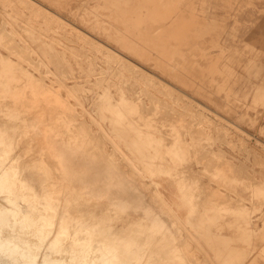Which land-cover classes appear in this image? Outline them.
I'll return each instance as SVG.
<instances>
[{
	"label": "bare ground",
	"instance_id": "obj_1",
	"mask_svg": "<svg viewBox=\"0 0 264 264\" xmlns=\"http://www.w3.org/2000/svg\"><path fill=\"white\" fill-rule=\"evenodd\" d=\"M32 1H34V0H32ZM56 1L58 2V4H59L58 6L60 8H66V6L68 4H70V2H72V4H73V2H76L77 4L79 2V0H56ZM93 1H95V0H93ZM182 1L183 0H99V2L97 4H94L93 6L82 7V9L78 11L79 13L83 12L85 14L86 13L91 14L90 15L91 18L89 20H87L89 22H86L87 25L92 30H94L95 33L98 32V34L102 38L106 39L107 41L114 43L123 52V54L125 53V54H129L131 56L135 55V56H133V57H135V59H136V57L138 58V56L140 55L143 60L147 61V64L149 66H153V68H155V70L157 69L161 73V77H162L161 79L162 80L158 79V77L155 78L152 75L149 76L150 74L148 75V73L145 70H143L141 67H140L141 70H140V68L138 69L137 67H135V70L141 72L143 77L144 76L147 77L146 80H148V81L146 83L148 85L154 86V88H155V91L152 90L153 88L147 89V87H146L145 88L146 90H144V88H143L142 92H145L146 94L149 95L148 96L149 99H146V100L144 99L143 96H139V95L136 97L131 96L127 92L125 87L121 84L117 87V89L115 91H113V92H115L114 94L111 92L112 90L109 89L114 84L109 85L108 86L109 88L105 87L104 82L103 81L101 82V80L98 81L99 80L98 78L96 79V82H94L92 84V90L95 93H97V95L100 94L99 97L96 98L97 100H95V102L99 104L101 114H100V119L95 118L96 120L95 119L92 120L93 118L92 119L90 118L91 124L93 121H95L94 123H96L98 125V131H101L102 135H104L102 137H104L106 141L103 138V141H105V142H103V141L102 142L104 144L99 143V144L103 145L100 148L104 147L103 148V149H105V150H103L104 153L112 154L116 158L117 157H123L129 163V166L131 167L132 174H129V175L126 174L125 175V174H123L124 173L123 172L122 175H125L123 177L121 176V171L119 170V169H123V168H120L121 166H119L121 159H119L120 160L119 164L116 165L115 163H117V162H114V160L117 161L116 158H113V156H111L112 157V158L110 157L111 159L105 160L106 156H105V154L102 153V155L105 156V159H103V161L105 160V166H103L104 164L102 163V160H101L103 157L100 154V152L97 151V148L95 150L97 153L99 152V154L101 155L100 157H102V158H100V159L99 158L95 159V157L98 155L97 154L96 156H94V159L92 160L94 153H91V152H94V149H93V151H91V147L89 148L90 152L88 150H87L88 152H86V150H85L86 146L90 145V142H91L90 139L91 138L88 139L87 142H85L84 139H86L87 136L89 137L90 134L89 135L86 134V136L84 135L86 138L85 137L83 138V132L84 131L81 132V130H79L80 132L75 135V133L77 131L74 128L75 124H74V122H72V120L74 119V121H75V118H73V117H75V113L79 111V109H78V111L75 110L78 107V105H76L78 103L77 102H76V104L74 103L76 105L75 106L76 108L72 107V106H74L72 104V102H71L72 106L69 105V102H67L66 99L62 98L63 97L62 94L64 91V92H67V94L69 96H74V98L76 97L77 99H78V95H75L76 93H75V90L73 88H70L66 85V83H65L66 79H63V78L59 79L60 77L57 78V79H59L58 81L60 82L61 88L58 86L60 88V90L59 89H58L59 91H57V89L54 90L53 88L56 87V85L53 84L54 85L53 88L51 85L54 81V80L52 81L53 78L50 77L51 82H52L51 84L48 85L46 83V85H45L43 83L44 81H46L45 79L39 78V80H37V78H36L37 76L35 77V75L30 74V71L25 70L26 68L23 67V63H21L23 61L20 58V57H22V55H20V52H22V50H18L19 51L18 53L20 55V57L18 56V58H20V60L16 61V63L13 62L14 60L9 57V55L13 54L12 52H10L11 54L9 53V55L7 53L8 56L4 55L6 57H4L2 53H0V94H1L0 97H3L5 92H8V93L10 92V94H11V92H14L12 95L14 96V94H17V96H19L22 101L19 98H16V99L20 100V102L23 103L24 107L27 105V103H29L28 99L33 98V101L30 100V102H32V103H30V104H32V106L29 105L30 107L28 106L29 109H26V111L24 110V107H22L23 108L22 109L20 106H19L20 107L19 109H22V110H18L16 108H14L15 110L13 109V111H10L11 109H8L10 107L9 105H8L9 106L8 108L6 107L7 111L9 110L8 113L6 112V110H4V111L0 110V112L3 111L2 112L3 114L7 113L6 115L10 116L12 122L22 123V125H20V126H17L18 124L17 125L12 124L13 126H8L4 121L6 118H4V120H2V118L0 117V195H3V199L7 202V205L0 202V264H9V263L10 264H90L91 263L90 261L92 258L94 259V262H93L94 264H192V263H189L190 262L189 260H187L186 255L188 256V254L185 255V254L180 253L179 245L181 243L179 244L177 242L179 244V245L177 244L178 247L176 245L175 246L173 245V242L175 240L174 239L175 233H177L178 236H182L184 234V232L182 230H179V229H178L179 231L167 230L166 228L168 225L165 222L166 216L163 218L162 214H159L158 217L157 216L154 217L151 214L152 217H154V218H152L151 215H148L149 217H146V218H150V219H152V221L141 220V221L131 223L127 229H117L116 225L114 223V219L112 218L114 214L112 215L111 212L108 214L106 213V215H104L102 217H98V215L95 212L88 211L87 213H85L82 209V207L85 205V202H88V201H89V203L92 201L93 202L95 201V203L97 205L109 204V205H111V207L113 206L115 208H119L121 210V211L120 210L119 211L122 212V214L128 212L133 207L135 208L137 206H140L142 208L144 205L147 206V201L149 199L146 200L147 198L146 199L144 198L146 196L145 191H144V193L142 192V194H145V196L143 195V198L146 200V202L144 199H142V195H140V192H136V191H139V190H137L139 187L137 184L134 185V190L136 189L135 186L137 185L136 186L137 189L135 190V195L137 193V196L133 197L132 196L133 194L131 195V191L128 189L129 188L128 185H130V183H131V185L133 187L134 183H132V181L131 182L127 181L128 183L126 182L127 183V185H126L125 184L126 180L123 183L122 179L119 180V178H118V180H117V176L120 174V176L122 178H124L128 175L127 177L129 178V181L132 180L134 177H136L137 180H139V177L143 179V177L145 178V176H146V175L143 176V174H145V173H142L143 167H146L148 169L151 166L152 167L156 166L158 168V172H157L156 168H154V167L151 169V170H154V169L156 170L157 178L151 177L153 179L151 184H153L155 186V189L152 188L153 194H151V193L150 194L152 196L155 195V197H157L158 199H161L160 201L162 202L161 204L163 205V207L160 209V213H166V214L171 213V215H173L177 219V221L179 222L180 219L184 218L181 214V211L183 209L188 208V211H190V213H191V211L194 210L192 208L193 203H192V201L189 200L191 197L190 198L187 197L188 195H190V193H189L190 187L188 188V186H186L187 184H185V183H187L188 180H184L182 183V180H180L181 177L179 178V176H180V173H182V174L189 173L188 171H190V172L193 171L192 173H194V171H196V168L191 164L189 167L190 170L187 169L188 171L185 170V168L178 170L177 169L179 167L178 164L176 165L177 168L173 167L174 165L171 164L172 160L170 158H167V155H166V153L169 151L167 149H165L166 143H164L165 138H163V134L165 132L163 133L162 131H163V129L165 130V128H162L160 126L162 128V130H161L160 128L157 127V125H155V123L157 122L156 118H152L153 120L155 119L154 121H156V122L153 121L154 123L152 122V120H149L150 117L149 118L147 117L148 119H146V122L141 121V120H144L146 116L144 117V119L142 118L140 120V118L142 117L141 113H142V111H144L147 108V103L149 101H151L154 104V100H158V102H159V101H161L160 99H162L161 97H160V99L157 98L155 95H154L155 96L154 97L153 93H155V94L158 93V94H163V95L170 93L169 91H165V89L168 90V88H169L167 86L168 85L167 82H165V81H171V82H176L179 84H184L187 88L189 87L188 88L189 90H191L197 94H202V93L205 94V92H208V90H207L208 76L210 75L211 72H213V70H215V71L217 70V69H213V67H211L210 70L211 69H213V70H211L208 73L209 75H206V73H204V71H202L201 68L199 70L197 69L193 60H189L183 55L179 45L180 44H187L189 42V40H190L189 38H191V36L193 35V33H192L193 30L191 28L192 25H190L189 23H186L185 11L187 10V8L185 5H187V4L183 3ZM5 2H6V0H5ZM17 2H18V0H17ZM50 3H51V1H50ZM21 4H22V2H21ZM191 4H189V5H191ZM90 5H92V4H90ZM42 7H44V6L42 5ZM70 8H72V7H70ZM90 10H91V12H90ZM40 13H43V12H40ZM188 13H191L190 10ZM45 14H47V13H45ZM80 14L82 15V13H80ZM74 15H77V14H74ZM81 15H78V16H81ZM45 17H46V15H45ZM45 17H44V19H46ZM92 17H95L96 19L94 18L95 20H92L93 19ZM74 18H76V17H74ZM82 20L85 21L84 18ZM47 21H48V19H47ZM45 22H46V20H45ZM63 24H64V22H63ZM59 26H60V24H59ZM66 26H68V24ZM70 26H72V25H70ZM88 26H87V28H88ZM2 28H4V27H2ZM4 29H7V28H4ZM79 31H81V30H79ZM6 32L9 33V31H6ZM81 32L84 33L85 31L84 32L81 31ZM87 32H90V31H87ZM8 33H6V34H8ZM98 34L96 37H98ZM16 35L17 34L12 35V39L14 42H18L19 40L23 41V39H21V38L20 39L16 38ZM41 36L38 35L36 37L38 40H40V39H42ZM100 36H99V38H100ZM91 39H89V41ZM86 41H88V39ZM5 43H7V41ZM20 44H22V43L21 42L19 43V47L11 46V49H8V52H9V50H13V49L16 50V49L20 48ZM7 45H10V44H7ZM101 45H102V43H101ZM58 46H60V45H58ZM23 47L26 49L28 48L27 44L24 46H21L22 49H23ZM30 49H31V51H34L36 53V55H38L37 57H35V59H38V65L40 67H42L43 65L45 66L46 62H44L42 60V57L39 55V52L35 49H32V48H30ZM107 50H108V48H107ZM42 51L44 53L45 58L50 61V58H49V55L47 54V52L45 50H42ZM15 53H14V55H17V52H15ZM118 53H119V51H118ZM132 53H134V54H132ZM29 55L31 56V54H29ZM136 55H138V56H136ZM109 57H111V56H109ZM117 57H118V55H117ZM117 57H115V58H117ZM184 57L186 59H184ZM105 59H106V57H105ZM122 60H123V58H122ZM113 61H114V59H113ZM116 61H118V60H116ZM138 61H139V58H138ZM145 61L143 63L145 64V66H147ZM35 62H37V61H35ZM112 62H109L108 65H110V63H112ZM120 62H121V60H120ZM128 62L130 63V61H128ZM135 62H136V60H135ZM215 63H212V64L215 65ZM34 65H33V67H34ZM121 66L122 65H120L119 67H121ZM210 66H211V64H210ZM30 67H32V66H30ZM214 67L216 68L217 66H214ZM36 68H38V67H36ZM129 68H130V66H129ZM133 68H134V66H133ZM124 69L125 68H123V70ZM127 69H126V71H128ZM45 70H47L46 72H48V69H45ZM207 70L205 68V72ZM37 71H38V69H37ZM49 71H50V68H49ZM42 72L43 71H41V73L39 72L40 75L42 74ZM46 72H43V74H45ZM48 74H52V73L49 72ZM48 74L46 75V77L48 76ZM52 75H54V73ZM129 75H130V73H129ZM198 75L202 76L200 85L197 84V76ZM46 77H44V78H46ZM102 79L106 80L107 78H102ZM127 80H128V78H127ZM59 82L58 83L56 82V83L59 84ZM50 85H51V88L48 87ZM177 87H178V85H177ZM115 88H116V86H115ZM102 90L103 91L105 90V93H103ZM214 91H215V89H214ZM31 95H32V97H30ZM206 95H207V93H206ZM15 96H14V98H15ZM166 96H168V95H166ZM166 96H164V97H166ZM187 97H188V95H187ZM6 98L7 97L4 96V99H6ZM74 98H73V101L76 100V98H75V100H74ZM6 100L8 101L9 99L7 98ZM6 100H5V103H6L5 105H7L11 101L10 100V101L6 102ZM43 100H45V101L48 100L50 103H53V106H55V105L58 106L59 108L58 107L57 108H58V110L60 109V111L58 113L56 111V113L54 115L50 116V112L53 110H56V107L53 110L50 109L51 111L48 113V115L50 117L46 118L47 116L45 117V115H47V114H45V113H47L48 111L45 112L46 109H44L43 108L44 106H42V105H46L43 102ZM78 100H80V99H78ZM164 100L166 101L167 99L164 98ZM169 100H170V98H169ZM80 101H82V100H80ZM12 102H14V101H11L10 103H12ZM17 102L18 101L16 100L15 103L19 104ZM81 103L82 102H80L79 106L83 105ZM187 103H186V108L188 105ZM221 103H222V101H221ZM160 104L161 103L159 102V105H158L159 107H160ZM165 104H167V103H165ZM179 104H182V103H179ZM179 104H177V106H179ZM0 105H2V107L0 106V108H3V109L5 108V105L3 107V102H0ZM20 105L22 106V104H20ZM53 106H52V108H53ZM148 106L151 107V105H148ZM161 106H162V104H161ZM166 106H168V105H166ZM12 107H13V105H12ZM31 107H34V108H32L34 110H32ZM35 107H36V109L41 108V110L37 111L38 112L37 114L41 115V116L39 118L38 117L32 118L33 114L31 113L32 114L31 118H28L29 113L26 115V113L28 112L27 110H29V112L31 110L36 111ZM179 107H181V109H182L180 111L183 112L184 107L183 108H182V106H179ZM49 108H50V105H49ZM80 108H82V107H80ZM205 108H206V106H205ZM85 110L87 111V109H85ZM155 110L156 111L154 113H152V111H151V113L154 115L156 113H159V112H157V110H159V109H155ZM161 110L162 109L160 107V111ZM170 110L168 109L166 111H170ZM173 110H175V107ZM177 110H179V108ZM163 111L164 110H162V113H163ZM166 111H165V113H167ZM190 112H189V114H190ZM90 113H91V111H90ZM90 113H88V114L90 115ZM151 113H149L150 116H151ZM172 113H175V111ZM177 113H178V111L175 114H177ZM186 113H183V115ZM191 113H193V112H191ZM194 113H195V111H194ZM136 114H138V115H136ZM179 114H182V113H179ZM143 115H144V113H143ZM145 115H147V114L145 113ZM183 115H181V117H183ZM200 115L202 116L203 114H200ZM5 116H3V117H5ZM77 116H78V114H77ZM92 116H94V115L92 114ZM159 116H161L160 113H159ZM162 116H164V115H162ZM166 116H167V114H166ZM166 116H165V118H166ZM193 116H194V114H193ZM207 116H209V115H207ZM69 117H71V118L69 119ZM83 117L84 116H82V118ZM170 117L171 116L169 115V118ZM194 117H196V116H194ZM194 117H193V119H194ZM161 118L162 117H160V119ZM165 118L163 117V119H165ZM169 118L167 121H169ZM171 118L174 119V116ZM184 118L186 119V117L184 116L182 118V120ZM197 118H198V116H197ZM207 118H209V117H207ZM84 119H85V122L88 120L86 118H84ZM176 119L177 118H175V121H176ZM201 119H204V117ZM212 119H215V118H212ZM182 120L180 119V123L184 124L185 121L183 120V122H184L183 123ZM195 120H196V118H195ZM226 120H227V118H226ZM6 121H7V119H6ZM167 121H163V122L166 124L171 123V121H170V123L169 122L167 123ZM186 121L188 122V119ZM203 121H205V120H203ZM189 122H190V120H189ZM211 122H212V120H211ZM227 122L230 123L229 121H227ZM75 123H77V122H75ZM89 123H87V124H89ZM162 123H161V125H162ZM177 123H179V122H177ZM199 123L201 124V122H199ZM203 123H206V122H203ZM203 123L201 125H203ZM83 124H85V123H83ZM176 124H175V127H176ZM186 124L188 125V123H186ZM200 124H198V125L201 126ZM205 125H204V127H205ZM215 125H216V123L212 126H215ZM220 125H222V124H220ZM92 126H93V124H92ZM207 126H209V125H207ZM166 127H167V125H166ZM169 127L171 128V126L168 125L167 128H169ZM183 127L184 126H182L181 128H183ZM202 127H201V130H202ZM210 127H211V125L209 126V128ZM90 128L92 129V127H90ZM216 128H218V127H216ZM223 128L225 131H227L225 127H223ZM108 129L114 130V132L116 133V136H117L116 140H114L110 136ZM178 129H180V128H178ZM204 129H207V127ZM238 129L240 130V128H238ZM85 130H86V128H85ZM185 130L187 131V129H185ZM212 130H214V128ZM88 131L89 130H87V132ZM181 131H179V132H181ZM188 131H191V130L188 129ZM200 131H199V133H200ZM206 131H205L204 135L207 136L209 134V132H207L208 134H206ZM221 131L222 130L220 129L219 133H221ZM225 131H224V133H225ZM70 132H71L70 137H68V133H70ZM167 132H170V131L168 130ZM195 132H193L194 135H195ZM170 133L167 135L169 136ZM175 133H177V132H175ZM59 134H62V137L61 138L59 137L60 139L57 140L58 138H55V136H57ZM97 134L95 136V132H94V134H93L94 138L95 137L97 138ZM201 134H202L201 137L203 138V133H200V135ZM175 135H174V137H175ZM180 135H179V137H180ZM210 135H211V133H210ZM99 136L101 137V133ZM235 136H236V134H235ZM100 137H99V141H100ZM176 137H178V136H176ZM179 137H178V139L181 138V137L180 138ZM198 137H199V135H198ZM204 138H205V136H204ZM196 139H197V136H196ZM92 140H94V139H92ZM180 140L182 141L183 137ZM92 143H95V142L93 141ZM182 143H183V141H182ZM182 143H180V145H182ZM187 143H189V141ZM187 143H185V145H184L185 148L184 147L182 148L180 145H179V147H180V149H184L183 150L184 152H182V154H185V151H187L186 153L188 156L190 154V153L188 154V150H190V148L188 150H185ZM95 144H97L99 146L98 143H95ZM167 144H166V146L169 147L170 143H169V145H167ZM235 144H237V143H235ZM190 145H189V147H190ZM90 146H92V145H90ZM110 146H113V148H115V149L113 150V148H112V150H109ZM171 146H173V145H171ZM124 147H127L129 151L123 150ZM175 147H176V144H175ZM180 149H177V151ZM248 149H250V148H248ZM240 150L241 149H239V151ZM101 151H102V149H101ZM212 151H211V153H212ZM89 153L93 154V155L89 156L90 160L87 156H85V154H89ZM178 153H179V151L176 152V154H178ZM180 153H181V150H180ZM206 154H208V153H206ZM177 156L179 157V154ZM205 156H207V155H205ZM107 157H108V155H107ZM180 158H181V156H180ZM185 158H187V157H185ZM204 158H203V160H204ZM206 158H208V160L206 159V161H209V157H206ZM175 159L177 162L178 158L175 157ZM214 160H212L211 163ZM92 161L95 162V165L93 164ZM100 162L102 163V166H100V164L99 165L97 164ZM122 162L125 163L124 160ZM181 162H183V161H181ZM202 163H204V162H202ZM141 164L143 165V167H141ZM182 164H184V166L187 167V164L185 165V163H181L179 165H182ZM209 165H211V164H209ZM258 165H260V163ZM262 167H263V165H262ZM146 168H145V170H147ZM179 168H181V167H179ZM199 169H198V171H199ZM201 171H202V169H201ZM152 172H149V173H152ZM154 173H155V171H154ZM120 176H118V177H120ZM147 176H149V175L147 174ZM152 176H155V175L152 174ZM162 176H165L166 178H161ZM187 177H188V179H190L189 175H187L185 178H187ZM191 177H193V176H191ZM182 178H183V175H182ZM185 178H183V179H185ZM196 178H195V180H196ZM142 179H140L139 181H140L141 185H144L143 184L144 180H142ZM197 180H198V178H197ZM117 181H119L120 183ZM135 182H137V181H135ZM117 183H119L118 186H117ZM144 183H147V182H144ZM196 183H194V184H196ZM198 184H201V183L199 182ZM153 185H152V187H153ZM190 185H192V184H190ZM114 186H116V188H114ZM125 187H128L126 189L128 192L130 191L129 192L130 194L129 193L127 194ZM28 188L30 189V193H34L36 195L35 196L36 199L30 197V195H29L30 193L27 191ZM114 189H115V191L118 190L121 194L118 196V194H119L118 193L117 197H115L113 195ZM124 189H125V191H124ZM190 189H192V188H190ZM195 189H196V187L192 189L194 192V195H195ZM208 189H209V187H208ZM134 190H132V191H134ZM149 190H151V189H149ZM187 190H188V192H187ZM125 192L129 196H126ZM197 192H196V194H199ZM116 193L117 192H115V195H116ZM123 193L125 195H123ZM138 194L141 197L138 196ZM196 197H198V195L197 196L195 195V198ZM34 201H35V203H34ZM194 203H195V201H194ZM196 203H197V201H196ZM3 208H7V210H5ZM8 208L10 211H8ZM40 208L43 210L46 208H52L54 210V213L56 214L55 219L52 221H47V220L42 221L39 217ZM107 208H109V207H107ZM110 208H109V210H110ZM147 208L149 209V207H147ZM143 209H145V208H143ZM11 210H12V212H11ZM117 210L118 209H116V214L119 213V212H117ZM140 210L141 209L139 208V211ZM150 210H152V209H150ZM139 211L137 210V213L139 215H141V213H139ZM14 212H16L17 214H15ZM157 212L159 213V211H157ZM12 214L13 215L15 214L14 216H17V215L18 216L13 217V219H12L13 221L11 220L14 227H12L10 229L11 226L9 227V225H12V224H8V220L10 219V216ZM133 215H135V214H133ZM117 216H119V219H120L121 215L117 214ZM189 218H190L189 215H187L185 217V219H186L185 221L188 222ZM150 219H148V220H150ZM22 222L25 223V226H23L22 229H20V225ZM178 222L172 223V226L173 227L177 226ZM168 227H169V229H171L170 225ZM82 230H89L94 234V236H97V237L99 236L100 239L90 241V242H86L83 239H75L72 241V240H67L64 236L67 234H70V235L79 234V232ZM50 236L52 237V239L50 238ZM185 240H183V242H185ZM65 241H66V243H64ZM103 242H106L107 247L103 246ZM227 242L228 241H223L224 244L221 245L222 250L231 251L230 249H228ZM113 247L117 248V250H115V249L111 250L110 249ZM42 248H45L46 250H44L45 252L43 251L44 254H39L40 250ZM187 249H191V243H188ZM231 255L232 254H220V260L222 261L221 263L222 264H244V260L238 261L235 258H231ZM194 261H195V258H194ZM192 262H193V260H192ZM197 263L199 264V262H197V260H196V264ZM194 264H195V262H194Z\"/></svg>",
	"mask_w": 264,
	"mask_h": 264
},
{
	"label": "rangeland",
	"instance_id": "obj_2",
	"mask_svg": "<svg viewBox=\"0 0 264 264\" xmlns=\"http://www.w3.org/2000/svg\"><path fill=\"white\" fill-rule=\"evenodd\" d=\"M8 1L9 0H6V2H5V0H0V25H1L0 26V50H1L0 53H2L4 56V55H7V53L9 55V53L12 52L13 54L10 53L11 55H9V57L11 59H13L14 61L13 60L12 61L15 63H16V61L20 60V58H21L23 61L21 63H23V67L26 68V69L25 68L24 69L30 71V74L35 75V77L37 76L36 77L37 80H39V78L45 79L46 81L43 82L45 85H46V83L48 85L51 84L52 82H51L50 77L53 78L52 81L53 80L54 81L51 84L52 88L54 87V85H56V87H57V88L54 87L53 88L54 90L57 89V91H59L61 88L60 82L58 81L59 79H61V78L66 79V82H65L66 85L70 88H73L75 90V93H76L75 95H78V99L82 100V101H80L76 97H75L76 98V100H75L74 96H69L67 94V92L63 91V94H62L63 97L62 98L66 99L67 102H69V105L72 106V104H73L74 106H72V107H75L76 105H78L77 109H75V110L78 111V109H79V111L76 112L75 117H73V118H75V121H74V119L72 120V122H74V124H75V125L73 124L75 126V127L74 126L73 127L77 131L75 133V135L80 132L79 130H81V132L86 131L85 133L83 132V138L86 136V134L87 135L90 134L89 137L88 136H87V138L85 137L87 140L86 139H84V140H85V142H87L88 139L91 138L90 139L91 140L90 145H92L93 147L90 145H87L85 150H86V152H88V151L90 152L89 148L91 147V151H93V149H94V152H91V153H94V155L89 153V154H85V156H87L89 158V156L93 155V158L91 157L93 160L94 156H96L98 154L95 157V159H97V158L100 159L103 157L101 160H102V163L104 164L103 166H105V160L111 159L112 158L111 156H113V158H116V157L112 154L104 153V151H103V150H105V149H103L104 147L100 148L103 145H101L99 143H103L106 140L104 137H102V136H104V135H102V132L98 131V125L96 123H94L95 121L92 122L93 126L91 124L90 118L91 119L93 118L92 120H94L95 118L100 119V114H101L100 108H99L100 106L98 103L95 102V100H97L96 98H98L100 94L97 95V93H95L92 90V84L94 82H96L97 78L99 79L98 81L101 80V82L102 81L104 82L105 87H108L109 85L114 84L116 86V88L114 85H112V87H110V88L108 87L109 89L112 90L111 92L113 94L115 93L113 91H115L117 89V87L121 84L125 87V89L127 90V92L131 96H133V97H136L138 95L143 96L144 99L146 100V99H149V97H148L149 95L146 94L145 92H142L143 88H144V90H146L145 89L146 87H147V89L153 88L152 90H154V91H155V88H154V86L148 85L146 83L148 81V80H146L147 77L146 76L143 77L141 72L135 70V67H137L138 69L141 67L143 70H145L148 73V75L150 74L149 76L152 75L153 77H155V78L158 77V79L162 80L160 71L157 69L155 70V68H153V66H149L147 64V61L143 60L140 55L139 56L136 55L139 58V61H138L137 57H136V59H135V57H133L135 55L131 56V55L125 54V53L123 54V52L114 43L107 41L106 39L102 38L98 34V32L95 33V31L92 30L87 25L86 22H89L87 20H89L91 18L90 17L91 14H89V13L85 14L83 12H80V13H82V15H81L78 11L81 10L82 7L93 6L94 4H97L99 2V0H95V1L91 0L92 2L90 0H79V2H78L79 5L76 2H73V4H72V2H70V4H68L66 6V8H60L58 6L59 4L56 0H36V1L35 0L34 1H32V0H28V1L27 0H18V2H17V0H13V1L10 0L9 2ZM50 1H51V3H50ZM21 2H22V4H21ZM182 2L187 4V5H185L187 8V10L185 11L186 23H189L190 25H192L191 28L193 30L192 31L193 35L191 36V38H189L190 40L188 39L189 42L187 44H180L179 45L183 55L187 59L193 60L197 69L199 70L201 68V70L204 71V73H206V75H209L208 73L213 69H217V70L216 71L213 70V72H211L210 75L208 76V79H207L208 80V84H207L208 92H205V94L202 93L203 95L197 94V93L189 90L188 89L189 87L187 88L184 84H179L176 82L164 80L165 82H167V84H168L167 86L169 87L168 90L165 89V91L170 92V93L166 94L168 96L163 95V94L153 93V96L155 95L157 98L160 99V97H161L163 99V100L160 99L162 102L159 101L162 104V106L160 104V107L162 110H164L163 113H162V110L160 111V107L158 106L159 105L158 100H154V104L151 101H149L147 103V108L144 111H142V113H141L142 117L140 115L139 116L141 117L140 120L142 118L144 119V117L146 116L144 120H141L143 122L144 121L146 122V119H148L149 117H150L149 120H152V122L155 120V119L153 120L152 118H156L157 122L154 121V122H156L155 125H157V127L160 128L161 130H162V128H165V130L163 129V131H162L163 133L164 132L166 133V134L165 133L163 134V138H165L164 143H166V144L168 143L167 145H169V143H170L169 147L166 146V144H165V149H167L170 152V153L167 152L168 154L166 153V155H167V158H170L172 160L171 164L174 165L173 167H176V165L178 164V166L181 167V168L176 167L178 170H181L183 168H185V170H187V169L190 170L189 167L191 164L196 168L197 172L194 171V173H192L193 171L190 172L187 170L190 174L192 173L193 175L192 174L190 175L189 173H185V174L180 173V176H179V178L181 177L180 180H182V183L184 180H188L187 183H185V184H187L186 186H188V188L190 187L193 189L196 187L195 195L196 196L198 195V197L195 198L194 192L190 188H189L190 195H188L189 193L187 194L188 195L187 197H189V198L191 197L189 200L192 201L193 204L191 202L190 203L192 204V208L194 210L192 209L193 211H191V213H190V211H188V208L183 209L181 211V214L184 218L180 219V220L178 219L179 222L177 221V219L173 215H171V213H168V214L160 213V209L163 207V205L161 204L162 202L160 201L161 199H158L157 197H155V195H153V196L151 195V194H153L152 188L155 189V186L153 184H151V182L153 180L151 177L157 178L156 173L158 172V168L156 166L155 167L153 166L154 168H156V170H157V172H156L155 169L151 170L153 168L152 166L149 167L148 168L149 170H148L146 167H143V165L141 164V167H143V170H142L143 172L142 171L141 172L145 173V174H143V176L146 175L145 176L146 179L144 177H143V179L139 177V180L140 179L144 180L143 181L144 185H141L140 181L137 180L136 177H134L133 179L131 178L132 180L129 181V178L127 176L129 174H132L131 167L129 166V163L123 157H117L116 158L117 161L114 160V162H117V163H115L117 165L120 162L119 159H121V162L119 164V166H121L120 168H123V169H119L121 171V176L123 177L126 174H128V175L126 177L122 178L119 174L118 176H120V177L117 176V180H118V178H119V180L122 179L123 183L126 180L125 181L126 185L128 182H131V181H132V183H134L133 187H132L131 183H130L131 186L128 185L129 188L125 187V189L128 188L131 191V195L133 194L132 195L133 197L137 196V193L135 195V190L137 189L136 186L138 185L139 187L137 190H139V191H136V192H140V195H142V199H144V198L145 199L147 198L146 200L149 199L147 201V206L144 205L142 208L140 206H137L135 208L133 207L128 212H126L127 214L126 213L122 214V212H120L121 210L119 208H115L113 206L111 207V205H109V204L97 205L95 203V201L94 202L92 201L90 203L88 201V202H85V205L82 207V209L85 213H87L88 211H93L98 215V217H102V216L106 215V213L108 214L111 212L112 215L114 214L116 216L115 217L113 215L112 218L114 219V223H115L117 229H127L131 223L141 221V220L152 221V219L146 218V217H149L148 215H151V214L154 217L155 216L158 217L159 214H162L163 218L166 216L165 222L167 223V225L171 226V229H169V227L167 226V228H166L167 230H169V231L170 230L171 231L182 230L184 232V234L182 236H178L177 233H175V236L173 235L174 239H175L173 242V245L177 246L178 243L179 244L181 243L180 245L178 244L179 248H180V253L185 254V255L188 254V256L186 255L187 260H189L190 261L189 263H192V264H194V262L196 264V260H197V262H199V264H201V263L202 264H207V263L208 264H222L221 263L222 261L220 260V254H232L231 258H235L238 261L244 260V264H264V183H263L264 182V0H183ZM90 4H92V5H90ZM189 4H191V5H189ZM42 5L44 7H42ZM23 6L25 8L26 7L27 8L25 9ZM70 7H72V8H70ZM189 10L191 13H188ZM40 12H43V13H40ZM90 12H91V10H90ZM45 13H47V14H45ZM33 14L36 17L37 16L38 17L36 18ZM74 14H77V15H74ZM45 15H46V17H45ZM78 15H81V16H78ZM44 17L46 19H44ZM74 17H76V18H74ZM83 18L85 21L82 20ZM92 18H93L92 20L96 19L95 17H92ZM47 19H48V21H47ZM45 20L47 23L45 22ZM63 22H64V24H63ZM59 24H60V26H59ZM67 24H68V26H66ZM70 25H72V26H70ZM87 26H88V28H87ZM2 27L7 28V29H4ZM79 30H81L83 32L85 31V32L82 33ZM6 31H9L10 34ZM87 31H90V32H87ZM6 33H8V34H6ZM13 34H17L19 37L16 35V38H19V39L21 38V39H23V41L18 39L19 40L18 42H14L12 39ZM97 34H98V37H96ZM38 35H40V36L42 35L41 36L42 39L38 40L36 37ZM99 36H100V38H99ZM87 39H88V41H86ZM89 39H91L90 40L91 42L89 41ZM6 41H7V43H5ZM20 42L22 43V44H20V48H18L16 50L12 48L13 50H9V52H8V49H11V46L19 47ZM101 43H102V45H101ZM7 44H10V45H7ZM23 44L24 45L27 44L28 48L30 47L32 49L37 50L39 52V55L42 57V60L44 62H46L45 66L47 68L44 65L42 67H40L38 65V59H35V57H37L38 55H36V53L34 51H31L30 48L26 49L23 47V49H22L21 46H24ZM58 45H60V46H58ZM107 48L109 51L107 50ZM18 50H22V52H20V55H22V57H20ZM42 50H45L47 52V54L49 55L50 61L45 58ZM118 51H119V53H118ZM15 52H17V55H14ZM29 54H31V56ZM132 54H134V53H132ZM117 55H118V57H117ZM18 56L20 58H18ZM109 56H111V57H109ZM4 57H6V56H4ZM105 57H106V59H105ZM115 57H117V58H115ZM185 57H184V59H186ZM122 58H123V60H122ZM113 59H114V61H113ZM116 60H118V61H116ZM120 60L123 64L120 62ZM135 60H136V62H135ZM35 61H37V62H35ZM128 61H130V63ZM144 61L146 62L147 66H145V64L143 63ZM109 62H112V63H110V65H108ZM212 63H215V65ZM210 64H211V66H210ZM33 65H34V67H33ZM120 65H122V66L119 67ZM30 66H32V67H30ZM129 66H130V68H129ZM133 66H134V68H133ZM214 66H217V67L215 68ZM36 67H38V68H36ZM122 67L125 69L123 70ZM211 67H213V69L210 70ZM49 68H50V71H49ZM141 68H140V70H141ZM205 68H206V70L208 69L206 72H205ZM37 69H38V71H37ZM45 69H48V72H46L47 70H45ZM126 69L129 72L126 71ZM41 71L46 72L47 74L49 72L52 74L54 73V75L48 74V76L46 77V75H47L46 73H45L46 74L45 75L42 72V74L40 75ZM129 73H130V75H129ZM44 77H46V78H44ZM57 78H59V79H57ZM102 78H107V79L103 80ZM127 78H128V80H127ZM201 79H202V76L198 75L197 76V84L200 85ZM56 82L57 83L59 82V84H57ZM176 84L178 85V87ZM51 85L48 87L51 88ZM214 89H215V91H214ZM102 92L105 93V90L104 91L102 90ZM7 93L8 92H5L4 96L9 99L8 101L11 100L14 102H12L13 103L12 104V103H10L11 102L10 101L7 105H5L6 104L5 100L7 98L4 99V96L0 97L1 98L0 102H3V107L5 105V108L4 109L0 108V110H3V111L6 110V112L8 113L9 110L7 111V108L9 106L11 107V108L10 107L8 108V109H11L10 111H13L14 108H16L18 110H22L23 109L22 107H24V106H23V103L20 102L21 98L19 96H17V94H14V96L16 95L14 98V96L12 95L14 92H11V94H10V92L8 94ZM206 93H207V95H206ZM187 95H188V97H187ZM0 96H1V94H0ZM164 96H166V97H164ZM30 97H32V95ZM163 97L166 98L167 100L165 101ZM168 97L170 98V100ZM16 98H19L20 100H18ZM73 98L75 101H73ZM16 100L18 101L17 103H19V104L15 103ZM30 100L33 101V98L28 99L29 103H27V105L24 107L25 111H26V109H29L30 106H32V104H30V103H32V102H30ZM8 101L6 100V102H8ZM221 101H222V103H221ZM43 102L46 104V105H42V106H44L43 108L46 109V111L44 109L43 110L45 112L48 111L47 113H45V114H47V115H45V117L47 116L46 118L50 117L51 115H54L56 113V111H57V113L60 111V109L58 110V108H59L58 106H56L55 104H54L55 106H53V103H50L48 100L47 101L43 100ZM71 102H72V104H71ZM76 102L78 104H76ZM80 102H82L81 104H83V105L79 106ZM165 103H167V104H165ZM179 103H182V104H179ZM186 103L188 104L187 108H186ZM20 104H22V106ZM177 104H179V106H182V108L184 107L183 112L180 111L182 109H181V107L177 106ZM12 105H13V107H12ZM49 105H50V108H49ZM148 105H151V107ZM166 105H168V106H166ZM0 106L2 107V105H0ZM19 106L22 109H19L20 108ZM52 106H53V108H52ZM205 106H206V108H205ZM55 107H56V110H53ZM80 107H82V108H80ZM174 107H175V110H173ZM32 108H34V107H31V109ZM84 108L87 109L88 112ZM176 108L177 109L179 108V110H177ZM35 109H36V107H35ZM50 109L53 111H51ZM155 109H159V110H157V112H159L161 116H159V113H156L155 115L152 114L156 111ZM168 109L169 110L171 109V110L166 111ZM32 110H34V109H32ZM32 110L30 112H29V110H27L28 112L26 113V115L28 113L30 114V115L28 114V118H31L32 114H33L32 118H37V117L39 118L41 116V115L37 114L38 113L37 111L41 110V108H37L36 111H32ZM89 110L91 111V113ZM193 110L195 111V113ZM151 111H152V113H151ZM165 111L167 113H165ZM174 111H175V113L178 111V113H177L178 115L175 113H172ZM190 111L193 113H191ZM2 112H0V115H1L0 117L2 118V120H4V118L7 119V121H6V119L4 121L8 126H13V125H17V124H18L17 126L22 125V123H19V122L18 123L12 122L10 116L6 115L7 113L3 114ZM49 112H50V116L48 115ZM189 112H190V114H189ZM88 113H90L91 116L93 114L95 117L94 116L91 117ZM143 113H144V115H143ZM145 113L147 115H145ZM149 113H151V116ZM179 113H182V114H179ZM183 113H186V114L183 115ZM77 114L80 118L77 116ZM138 114H136V115H138ZM166 114L168 117L166 116ZM193 114L196 117H194ZM200 114H203V115L201 116ZM162 115H164V116H162ZM169 115L171 117L174 116V119H172L171 117H170L171 118L170 119ZM181 115H183V117L184 116L186 117V119L185 118L183 119L185 121V123L183 122V120H182L183 117H181ZM207 115H209V116H207ZM3 116H5V117H3ZM82 116H84V117L82 118ZM165 116H166V118H165ZM197 116H198V118H197ZM160 117H162V118L160 119ZM163 117L165 119H163ZM193 117H194V119H193ZM203 117H204V119H201ZM207 117H209V118H207ZM70 118L71 117H69V119ZM84 118L88 119L86 121L87 123H89V122L90 123L87 124L85 122ZM168 118H169V121H167ZM175 118L178 119V120L176 119V121L179 123H177L175 121ZM195 118H196V120H195ZM212 118H215V119H212ZM226 118H227V120H226ZM180 119L182 120V122L184 124L180 123ZM187 119H188V122L186 121ZM189 120H190V122H189ZM203 120H205V121H203ZM211 120L213 123L211 122ZM81 121L85 124H83ZM161 121L162 122L167 121V123L168 122L170 123V121H171V123H170L171 125L166 124L164 122L162 123ZM198 121L201 122V124L203 122H206V123H203V125H201ZM227 121H229L230 123H228ZM75 122H77V123H75ZM160 122L162 123V125ZM174 123L175 124L177 123L176 127H175ZM186 123H188V125ZM215 123H216V125L212 126ZM165 124L167 125V127H168V125L171 126V128L170 127L167 128ZM198 124H200L201 126H199ZM220 124H222V125H220ZM181 125L184 127L181 128L182 127ZM204 125H205V127H204ZM207 125H209V126L211 125V127L209 128V126H207ZM202 126L204 128L207 127V129L208 130L210 129V130L208 131L207 129H204ZM88 127L89 128L92 127V129L91 128L89 129ZM201 127H202V130H201ZM216 127H218V128H216ZM223 127H225L227 131H225ZM85 128H86V130H85ZM178 128H180L182 131ZM213 128H214V130H212ZM238 128H240V130ZM183 129L184 130L187 129V131L185 130L186 131L185 132ZM188 129L191 131H188ZM220 129L222 130L221 133H219ZM87 130H89V131L87 132ZM168 130L171 133L167 132ZM93 131L95 132V136L97 133L99 135L101 133L102 138L98 134H97V138L96 137L94 138V135H93L94 132ZM179 131H181V132H179ZM199 131H200V133H203V138L201 137L202 134L200 135ZM205 131H206V134H208L207 132H209V134H208L209 136L207 135L208 137L206 135H204ZM224 131H225V133L227 132L228 134L227 133L225 134ZM243 131L244 132L246 131V132L244 133ZM108 132L114 140L117 139V136H116V133L114 132V130L108 129ZM175 132H177V133H175ZM193 132H195V135L193 134ZM169 133L173 138L170 135L169 136L167 135ZM210 133H211V135H210ZM70 134H71V132L68 133V137H70ZM235 134H236V136H235ZM174 135H175V137H174ZM179 135L181 138L183 137V140H182L183 143L180 140L181 138L179 137ZM198 135H199V137H198ZM176 136H178L180 139H178V137H176ZM196 136H197V139H196ZM204 136H205V138H204ZM59 137L61 138L62 134L55 136V138H58L57 140L60 139ZM99 137H100V141H99ZM103 138L105 141H103ZM92 139H94V140H92ZM93 141L95 143H98L99 146L95 143H92ZM188 141H189V143H187ZM179 142L182 143L183 146L180 145ZM234 142L237 144H235ZM185 143H187V145L191 144L190 147H189V145L188 146L186 145L185 150H188L190 148V150H188V154L190 153L188 156L186 153L187 151H185L186 155L182 154V152H184L183 151L184 149H180V147H179V145H180L183 148ZM175 144H176V147H175ZM171 145H173V146H171ZM96 148H97V151H99L101 155H102V153L105 154L106 159H105V156H103V155H102V157H100L101 155L99 154V152L98 153L96 152V150H95ZM112 148H113V146H110L109 150H112ZM176 148L181 150V153H180V150H178L179 151V153H178L179 157L177 156L178 154H176V152H178ZM248 148H250V149H248ZM101 149H102V151H101ZM114 149L115 148H113V150ZM239 149H241V150L239 151ZM123 150L129 151L127 147H124ZM211 151H212V153H211ZM206 153H208L209 155ZM107 155L109 158L107 157ZM205 155H207V156H205ZM180 156H181V158H180ZM184 156L187 158H185ZM175 157H177L179 161L177 160V162H176ZM206 157H209V161H206V159L208 160V158H206ZM203 158H204V160H203ZM103 159H105V160L103 161ZM122 159L124 160L125 163L122 162L123 161ZM211 159L212 160L215 159V160L211 163V161H212ZM89 160H90V158H89ZM181 161H183V162H181ZM202 162H204V163H202ZM102 163L100 162L97 164L98 165L100 164V166H102ZM181 163H185V165L187 164L188 168L186 166H184V164L179 165ZM208 163L211 165H209ZM259 163H260V165H258ZM93 164L95 165V162H93ZM262 165H263V167H262ZM145 168L147 170H145ZM198 169H199V171H198ZM201 169H202V171H201ZM154 171H155V173H154ZM149 172H152V173H149ZM122 173L125 175H122ZM147 174L149 176H147ZM152 174L155 176H152ZM186 174L190 176V179H188V177L185 178L187 176ZM182 175H183V178H185V179L182 178ZM165 176H162L161 178H166ZM191 176H193V177H191ZM194 177L195 178L197 177L198 180H197V178L195 180ZM135 181H137V182H135ZM117 182H119V181H117ZM144 182H147V183H144ZM199 182L201 184H198ZM119 183H117V186L119 185ZM194 183H196V184H194ZM135 184H137V185L135 186L136 189L134 190ZM190 184H192V185H190ZM152 185H153V187H152ZM207 186L209 187V189ZM114 188H116V186H114ZM125 189H124V191H125ZM131 189L134 191H132ZM149 189H151V190H149ZM118 190L115 191V189H114L113 195L115 197H117L118 193H119L118 196L121 194ZM27 191L30 193L29 188ZM126 191H127V189H126ZM144 191H145V194L147 197L145 196V194H142V192L144 193ZM115 192H117L116 195H115ZM129 192L127 191V194ZM187 192H188V190H187ZM196 192L199 193L200 195L196 194ZM125 194H126V192H125ZM125 194L123 193V195H125ZM127 194H126V196H129ZM29 195H30V197L36 199V197H35L36 195L34 193H30ZM140 195L138 194V196H140ZM143 195L145 196L144 198H143ZM146 200H145V202H146ZM194 201H195V203H194ZM196 201H197V203H196ZM0 202L7 205V202L3 199V195H0ZM34 203H35V201H34ZM107 207H109V208L111 207L110 210ZM147 207H149V209ZM139 208L141 209L140 211H139ZM143 208H145V209H143ZM3 209L7 210V208H3ZM116 209H118L117 212L120 213V214L119 213H117V214L121 215L122 218L120 217V219H119V216H117V214H116ZM136 209L139 211V213H141L142 216L137 213ZM150 209H152V210H150ZM8 211H10L9 208H8ZM157 211H159V213ZM11 212H12V210H11ZM14 213L17 214L16 212H14ZM133 214H135V215H133ZM14 215L12 214L10 216V219L8 220V224H12L13 217L18 216V215L17 216H14ZM152 215H151V217H152ZM187 215H189V217H190L188 219V222L185 221L186 220L185 217ZM39 217L42 221H46V220L52 221L55 219L56 214L54 213V210L52 208H46L44 210L40 208ZM154 217H152V218H154ZM148 219H150V220H148ZM177 222L179 224V225L177 224L178 227L177 226L173 227L172 223H177ZM23 223L24 222L21 223L20 229H22V227L25 226V223L24 224ZM9 227L11 229L12 227H14V225L13 224L9 225ZM64 236L67 240H72V241L75 239H83L86 242H90V241L100 239L99 236L98 237L94 236V234L89 230H82L79 232V234H75V235L74 234L73 235L67 234ZM50 238L52 239L51 236H50ZM183 240H185V242H183ZM223 241H228L227 242L228 249H230L231 251L222 250L221 245L224 244ZM64 243H66V241ZM188 243H191V249H187ZM103 246L107 247L106 242H103ZM110 249L111 250L112 249L117 250V248H114V247L110 248ZM44 250H46V249L42 248L40 250L39 254H44V252H45ZM194 258H195V261H194ZM192 260H193V262H192ZM90 262H91L90 264H94L93 263L94 259L92 258Z\"/></svg>",
	"mask_w": 264,
	"mask_h": 264
}]
</instances>
